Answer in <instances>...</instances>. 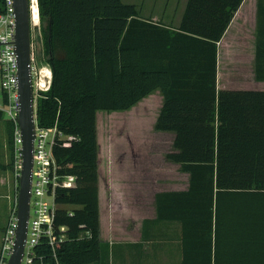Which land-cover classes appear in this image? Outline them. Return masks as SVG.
<instances>
[{"label":"trees","instance_id":"trees-1","mask_svg":"<svg viewBox=\"0 0 264 264\" xmlns=\"http://www.w3.org/2000/svg\"><path fill=\"white\" fill-rule=\"evenodd\" d=\"M241 2L188 0L169 29L121 0H37L38 63L51 70L38 124L77 138L52 149L61 173L76 177L55 192L54 227H66L59 264H104L96 112L127 110L157 88L154 130L174 133L166 159L189 174L186 190L155 196L157 225L180 227L179 264H264V91L216 88V43ZM3 124L10 156L0 168L13 170L14 124Z\"/></svg>","mask_w":264,"mask_h":264},{"label":"crops","instance_id":"crops-1","mask_svg":"<svg viewBox=\"0 0 264 264\" xmlns=\"http://www.w3.org/2000/svg\"><path fill=\"white\" fill-rule=\"evenodd\" d=\"M121 1L134 5L143 19L169 29L178 28L188 3V0ZM216 45L218 90L264 91V0H242ZM144 98L140 100H143L144 113L151 114L158 108L155 123L164 101L162 92L157 88ZM140 101L122 111L130 112L129 116L137 113ZM101 111L104 110L96 112L100 262L179 264L182 259L180 227L176 223L157 225L155 196L158 192L186 190L189 174L181 171L179 164L168 161L165 155L168 162L176 165L168 166L172 169L170 177L164 179L172 186L154 191L149 198L150 170L157 172L149 156L150 152H155L154 148L143 149L127 134L122 135V143L126 139L128 145H123L121 139L120 147L113 145L110 138L105 142L100 125L109 115ZM159 133H169L173 143V132ZM142 151L146 154L145 160L140 157ZM180 173L185 176L184 182ZM146 229L152 237L144 236Z\"/></svg>","mask_w":264,"mask_h":264},{"label":"built area","instance_id":"built-area-1","mask_svg":"<svg viewBox=\"0 0 264 264\" xmlns=\"http://www.w3.org/2000/svg\"><path fill=\"white\" fill-rule=\"evenodd\" d=\"M31 41V78L33 89L34 139L31 169L29 217L20 264H59L58 248L66 239V227H54L55 192L58 188H72L76 177L61 173V167L54 158L52 149L56 142L70 146L77 138L65 134L54 124L40 127L36 114L37 97L49 89L51 70L42 84L41 66L35 65ZM17 55L15 49V15L13 0H5V9L0 12V122L11 121L13 131V174L19 181L22 167V141L18 125L20 110ZM6 224L0 236V264H8L13 253L17 231L18 194L11 200ZM89 236V233H85Z\"/></svg>","mask_w":264,"mask_h":264},{"label":"rangeland","instance_id":"rangeland-1","mask_svg":"<svg viewBox=\"0 0 264 264\" xmlns=\"http://www.w3.org/2000/svg\"><path fill=\"white\" fill-rule=\"evenodd\" d=\"M31 41L33 44L32 48L35 57V65L38 67L44 64L42 61L41 63H38V59H40V57L42 58L39 22L35 25L32 24ZM145 99L146 98L143 100ZM142 101L137 104V108H139L137 113L131 114V116L128 115L130 113L128 111H101L104 114H108L109 118H107V120H103V123L100 125V130L104 136L105 142H108V138H110L111 143L118 147H120V139L122 143L123 136L127 134L132 138L134 144L142 147L143 149L144 147H149L150 149L154 148L155 152L149 153L151 163H153V165L157 168V172L155 173H153L152 169L150 170L149 183L151 184V187L148 197L152 198L154 191L168 189L172 186L168 185L164 179H168L170 177L172 169L168 168V166H172L173 168L176 165H173L165 159L166 153L173 151L172 138L170 134L159 133L160 131L154 130V119L158 113V108L156 111L151 112V114L144 113ZM122 144L128 145L127 140L125 139ZM161 144L164 145L163 148L160 147ZM8 149L9 146L5 138L4 124L3 122H0V163L2 164L9 162L10 155ZM140 157L142 160H145L146 154L142 151L140 153ZM179 177H182L184 182L185 176L180 173ZM141 178H143V174ZM18 189V181L14 177L13 170L0 168V236L7 221L8 208L10 205L7 196L13 200L15 195L18 194Z\"/></svg>","mask_w":264,"mask_h":264},{"label":"water","instance_id":"water-1","mask_svg":"<svg viewBox=\"0 0 264 264\" xmlns=\"http://www.w3.org/2000/svg\"><path fill=\"white\" fill-rule=\"evenodd\" d=\"M37 6V5H36ZM15 15V49L20 110L18 125L22 141V167L18 181L17 231L8 264H20L29 217L32 153L34 139L33 89L31 78L32 0H13ZM38 8V6H37Z\"/></svg>","mask_w":264,"mask_h":264},{"label":"bare ground","instance_id":"bare-ground-1","mask_svg":"<svg viewBox=\"0 0 264 264\" xmlns=\"http://www.w3.org/2000/svg\"><path fill=\"white\" fill-rule=\"evenodd\" d=\"M37 0H32V12H31V22L32 24H37L39 22V16H38V8H37ZM37 26V25H36ZM41 83L43 84L49 76V70L45 66H41Z\"/></svg>","mask_w":264,"mask_h":264}]
</instances>
